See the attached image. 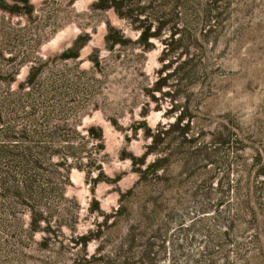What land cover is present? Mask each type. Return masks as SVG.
<instances>
[{
  "label": "rangeland",
  "instance_id": "374dc122",
  "mask_svg": "<svg viewBox=\"0 0 264 264\" xmlns=\"http://www.w3.org/2000/svg\"><path fill=\"white\" fill-rule=\"evenodd\" d=\"M95 1L28 0L29 14L0 8V141L12 137L34 157L51 144L53 153L50 166L41 162L47 172L37 171L52 179L40 185L52 191L35 206L50 216L48 223L30 231L31 203L9 205L0 197V264H102L101 258L136 264L139 240L149 229L137 226L145 214L139 188L128 190L136 169L157 159H166L158 174L170 179L157 218L166 222L170 242L159 264L174 262L175 251L174 264H264V0H169L178 1L187 24L181 18V32L150 37L147 51L133 46L138 22L130 24L113 8L94 9ZM133 1L132 7L140 5ZM0 4L15 6L13 0ZM109 26L125 44L107 49ZM76 38L78 49L69 52L76 57L61 59ZM171 43L176 53L161 60ZM183 45L190 46L187 55L180 54ZM89 54L101 60V73ZM88 128L100 129L102 141ZM66 143L83 149L86 168L100 164V171L58 166L56 152H67L61 148ZM206 155L224 157L230 167L207 163L206 172ZM142 156L144 163L134 165L132 157ZM187 158L195 170L188 179ZM97 172L101 177L93 182ZM205 175L212 176L206 185L212 200L202 214L199 202L208 194L199 182ZM90 205L101 213H89ZM119 206L125 213L112 217ZM130 227L134 242L124 240ZM81 235L97 238L83 246L76 242Z\"/></svg>",
  "mask_w": 264,
  "mask_h": 264
},
{
  "label": "trees",
  "instance_id": "16d2710c",
  "mask_svg": "<svg viewBox=\"0 0 264 264\" xmlns=\"http://www.w3.org/2000/svg\"><path fill=\"white\" fill-rule=\"evenodd\" d=\"M147 0H138V3L140 5H137L136 7H132L134 1L133 0H96L92 3L91 7L96 8L99 10H105L107 8H113L116 12V14L119 17H122L126 19L130 24H135L136 22L139 23L138 26H134V29L139 30L137 39L135 43L133 44L134 47H139L141 51H147L149 47L147 46V41L150 37H156L159 39L160 35L162 33H165L167 31L170 35L175 34L174 31L177 30V24L179 21L184 23V21L187 24V15L182 16L177 11V2L174 4L170 3L169 0H148L147 5L143 6L142 4L145 3ZM215 1V0H213ZM14 5L12 9H8L3 4H0V8L2 10H7L9 13H17V14H29L31 13V6L28 4V0H13ZM124 11V12H122ZM184 24V25H186ZM154 26L153 32L150 31V28ZM108 31L112 32V35L109 37L107 34L105 35V41H106V47L108 50H111L113 45L125 44L122 40L120 34L116 31H114L110 26L108 27ZM186 31V30H183ZM187 39H190L189 31L186 32ZM192 37V36H191ZM78 39L76 38L71 46L68 48V50L62 52L60 54L61 59H68L71 57H76L77 52L70 53V50L78 49ZM170 46V47H169ZM169 48V49H168ZM190 46L183 45L180 47V54H188L189 53ZM168 49V50H167ZM177 46H173V43L170 45H165V49L161 51L160 59H164L165 57H170L173 55V53H176ZM168 52V53H167ZM179 54V55H180ZM89 58L92 61V68L93 70L98 71L101 73L102 66H101V60H98L97 56L95 58H92L93 56L89 54ZM188 62H191V59H188ZM189 64V63H188ZM195 72V69L192 65V68L189 69V72L187 73L188 76L191 77V75ZM85 73L82 72L79 74V76L76 78V80H80V75H84ZM31 75V74H30ZM62 77V76H61ZM31 77H28L27 84L33 86V82L30 79ZM62 82L60 84V87L64 88L65 84L68 82V80L64 78L61 79ZM83 89V88H82ZM86 89V88H84ZM77 88L75 89V91ZM74 91V92H75ZM80 88L75 92L76 97L80 96L81 94ZM84 93V92H83ZM90 94V92H88ZM61 102L64 99L63 94H58ZM12 129V128H11ZM99 132L94 131L93 128H88V133L90 135H93L91 137H94L96 139H99L101 142V133L100 129ZM74 132H76L74 130ZM5 137H8V135H5ZM14 138V136H13ZM5 139V138H4ZM12 137L9 139L6 138L5 140L1 139L0 143V197L2 199V202H5L6 204H22V203H31L30 204V231H34L36 225H38V222H49L50 216L44 215L43 212H38V209L35 208V206H39L38 202H43V199L45 200V197L50 194L51 188H39L42 184H51L52 179L50 177L43 176L44 174L38 173L37 171L44 170L47 172V168H43L41 165H49L50 166V158L53 154L50 152V145H45L41 147V153L40 157H34L33 153L31 152V149H24L23 153V147L22 145H15L16 143L12 142ZM14 141V140H13ZM11 142V143H10ZM190 144L192 141H190ZM227 143V140H218L216 145L224 146V144ZM13 144V145H11ZM11 146L12 149H6V146ZM193 146V145H192ZM61 148L65 149L67 152H61V150H57L56 154L60 157V161L58 162V166L62 168H70L72 166L76 167L79 170H84L85 174H88L93 169H98L100 171V164L92 168L93 166L86 168V166L81 162V153L83 149L75 148L72 146V144H65L62 145ZM21 151V152H20ZM214 152H218L217 150H214ZM191 155L193 152L190 153ZM41 158V159H40ZM69 160L70 162H67ZM166 159L164 160H153L152 162H149L146 164L144 169H141L139 166L144 163V157L140 158H133L132 162L134 165L136 164L139 168L136 170L138 171V178L135 181L134 185L128 190V192L132 193L135 189L139 188L140 192H138V195L140 196L142 200V207L145 209V214L143 212V220L141 223L138 222L137 226L141 229L146 226L149 229V233H146L147 236L145 240L141 241L139 240L138 246L141 249V252L138 256L136 264H159L160 260L163 259L165 250L167 249V243L169 241L168 237L166 236L167 232V226L166 222L165 225L162 226L161 224L157 223V218L160 215L161 209L164 207V203L162 200V196L165 194V190L162 188L164 186H168L169 178L165 175H160L158 172H163L164 170V164ZM203 161L205 162L204 165L201 167L204 171L209 172L207 167V163L211 165H222L228 169L230 167V163L226 160V158H217V159H211L206 155L203 158ZM47 163V164H45ZM87 163V162H86ZM189 163L191 161L187 158L183 161L184 166V174L188 178L193 177L195 170H190L188 167H190ZM90 164H88L89 166ZM54 166V165H51ZM161 169V170H160ZM101 174L97 172L95 179L93 182L100 179ZM212 176L205 175L202 176V180L199 182L201 186L205 190L203 193L206 195L208 194V198L204 200L203 204L199 202V210L200 213H206L208 212V207L206 202H208L209 199H211L210 195V188H208L209 185L211 186L210 180ZM41 178V179H39ZM228 179V175L224 177L221 181H219V185H223V182ZM166 183V184H163ZM227 186L229 182H226ZM214 187V186H213ZM41 189V194L37 195L38 192ZM169 190V187H168ZM221 192H223L221 190ZM225 194H228V190L226 189ZM123 197V195H122ZM225 198H220V201H224ZM121 200V199H120ZM212 200V199H211ZM44 203V202H43ZM32 205V206H31ZM218 204L214 205L215 209ZM101 213V211L98 209V206H91L88 208L89 213L93 212ZM125 208H121L119 206L116 211L112 214V217H120L125 213ZM146 216V217H145ZM147 220L149 222H147ZM165 221H168V216L165 219ZM153 222V223H152ZM154 224V225H153ZM165 227V228H164ZM89 231H87L88 233ZM140 236H144V233L140 231ZM97 236H84L81 235L76 238V242L78 241L83 246L90 240V239H96ZM124 240L127 242H134L135 236L132 232V227L128 229L127 235H125ZM181 240L187 242V235L185 237L181 238ZM170 242V241H169ZM173 248V243H171ZM180 247V246H179ZM175 251V250H174ZM178 252L175 251L173 253L172 258L175 260L177 258ZM99 260V259H98ZM97 261V260H96ZM102 264H131L130 260L128 259H119L118 261H114L111 263V260H105L104 258H101Z\"/></svg>",
  "mask_w": 264,
  "mask_h": 264
},
{
  "label": "bare ground",
  "instance_id": "6f19581e",
  "mask_svg": "<svg viewBox=\"0 0 264 264\" xmlns=\"http://www.w3.org/2000/svg\"><path fill=\"white\" fill-rule=\"evenodd\" d=\"M85 1V0H84ZM87 1V0H86ZM83 5V4H82Z\"/></svg>",
  "mask_w": 264,
  "mask_h": 264
}]
</instances>
